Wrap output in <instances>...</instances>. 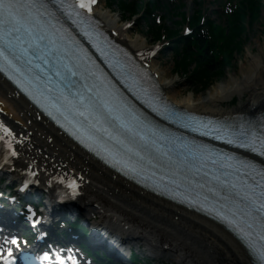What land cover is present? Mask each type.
I'll return each instance as SVG.
<instances>
[{"label": "bare ground", "instance_id": "obj_1", "mask_svg": "<svg viewBox=\"0 0 264 264\" xmlns=\"http://www.w3.org/2000/svg\"><path fill=\"white\" fill-rule=\"evenodd\" d=\"M92 9L111 35L126 45L156 78L165 94V99L152 94L159 108H165L169 100L182 109L213 115L214 125H228L225 118L228 116L247 111L254 114L264 109L263 50L262 54L252 56L247 67L243 65L246 67L243 78L219 83L204 100L191 93L182 97L176 89L177 80L168 77V70L160 61L158 47H152L141 33L133 35L130 24L122 22L123 17L101 4V0ZM163 17L158 15L148 28ZM135 19L147 21V17L138 14ZM222 28L227 30L228 24L221 22ZM85 51L90 52L88 46ZM129 67L132 70L133 65ZM135 76L145 82L143 75ZM249 89L254 92L247 101L231 110L224 108V103L231 101L236 93L244 96ZM194 138L203 141L205 136ZM0 139L11 143L16 151L14 165L6 168L7 172L0 170L8 173L4 177L15 181L36 172L44 182L57 176L79 179L83 185L81 205L97 212L124 236L144 241L157 257H169L176 264H255L247 249L221 224L135 185L94 159L41 114L1 73ZM51 198L55 200L54 193Z\"/></svg>", "mask_w": 264, "mask_h": 264}, {"label": "snow or ice", "instance_id": "obj_2", "mask_svg": "<svg viewBox=\"0 0 264 264\" xmlns=\"http://www.w3.org/2000/svg\"><path fill=\"white\" fill-rule=\"evenodd\" d=\"M57 2L60 3L61 8L68 9L69 14L74 13L77 17H79L81 16L80 10L82 9H86L88 13H91L93 10L92 5L95 4L97 0H70V2H66V0H57ZM42 8H45V5L39 3L38 0H0V39L6 38L9 47L16 48L20 46L21 52L24 55L31 56L33 59L37 58L35 54L31 52V46L28 48L22 47V43L27 42L23 41L22 37L18 36L17 34L22 30L25 31V34H28L31 31L30 27L25 26L29 25L31 21L35 20L37 17L42 18ZM43 15H48V13L44 12ZM85 35L91 38L90 32L85 31ZM41 39L42 38L39 36L36 37L37 41H40ZM13 41H15V43H13ZM36 47L38 48L39 45L37 44ZM96 47L97 50L101 52V55H106L99 44H96ZM4 51V49L0 48V56H4V59L9 67L16 68V65L13 64V61L4 55ZM84 58L90 59V57L87 56V53H85ZM28 63L30 64L31 60H29ZM37 67H40V65H37ZM4 70L7 71L8 68H5ZM16 71H19V69L16 68ZM69 74L71 76L76 75L75 72H70ZM56 75H59V73L57 72ZM16 82L21 84V87H24L20 80H16ZM25 91H28V89L25 88ZM87 91L90 93L92 89L89 88ZM62 99L65 104L72 105L81 116H84L86 112L91 115L92 111H94L96 107V103L93 101L91 96H86L81 93H76L75 99H70L69 96H62ZM77 104L79 107H77ZM100 106L103 108H108L107 103H103ZM80 108H82L83 111H80ZM109 111H111V109H109ZM103 131L106 133L108 132L107 129H103ZM225 132L227 134V130H225ZM109 135L111 134L109 133ZM216 138L221 139L223 137L217 135ZM247 139L248 143H241L240 147L252 148L253 151H259L260 155L264 156V137H253ZM228 142L234 143L235 141L229 140ZM257 142L260 144L259 149L255 147ZM9 147H11V145H9ZM246 166L253 167L251 164ZM257 175L261 177L262 183L254 187H259V192L254 190H249L248 192V198L252 201L255 207L249 209L247 212L240 213V219L243 221L244 226H241V224L238 222L235 213L232 214L231 218L228 216H225L224 218L228 220L229 223L236 225L238 231H240L247 238H251L255 231L258 230L259 241L261 243L258 245L253 243L250 246L253 248L254 254L261 261H264V168H261ZM71 186L73 188L78 187L75 181L72 182ZM33 215H35V213H33ZM12 243L18 245V241L16 240H13ZM9 255H11V249H9ZM0 259H4L5 264H11V261L3 256H0Z\"/></svg>", "mask_w": 264, "mask_h": 264}, {"label": "trees", "instance_id": "obj_3", "mask_svg": "<svg viewBox=\"0 0 264 264\" xmlns=\"http://www.w3.org/2000/svg\"><path fill=\"white\" fill-rule=\"evenodd\" d=\"M110 1L111 3L116 2V0ZM118 2L119 8L129 17L135 16V14L151 17L152 11L161 7L154 1L148 2L150 6L147 7V0H119ZM258 6L259 4L254 0H245L238 19L228 23L227 30L219 27L211 28L206 34L209 36L201 33L184 36L181 33V27L167 29L165 24L155 22L149 29V33L154 40H163L164 34L167 39L176 40L173 42L175 71L190 75L206 89L214 81V77L223 76L226 67L232 65L234 55L238 51H242L249 28L247 21L254 22L259 18L260 9ZM197 22L198 17H195L193 25L197 26ZM164 29L167 30V33L163 32ZM229 56H232V59H229Z\"/></svg>", "mask_w": 264, "mask_h": 264}, {"label": "rangeland", "instance_id": "obj_4", "mask_svg": "<svg viewBox=\"0 0 264 264\" xmlns=\"http://www.w3.org/2000/svg\"><path fill=\"white\" fill-rule=\"evenodd\" d=\"M155 1L164 2L165 0H155ZM181 1L184 4L183 12H185L187 16H191L192 14L195 13L197 9H200L202 10L203 13L205 11L207 15L213 17L219 14L218 9L220 6L223 5L222 0H181ZM101 4L105 5L106 0H101ZM103 8H105V6ZM112 9L120 17H124V15L120 13V11L117 9L116 6H113ZM164 10L162 9L161 10L162 13L161 12L160 13L164 14V17H166L167 12H164ZM173 11L174 13H177L179 9L174 8ZM126 19L127 18L125 16L124 20ZM172 20H173L172 18H168L165 19L163 23H165L168 27H173V28L179 27L175 22H172ZM129 22L132 28L133 35H138L141 33L146 37V39L149 41L152 47L159 46L162 49L161 44H154L151 41L150 36L147 33V28H148L147 21L145 22V20L143 19L136 20L134 18V19H129ZM186 25L187 24L183 26L182 28L183 30H185ZM249 26L250 28L246 33V37H245L246 40L245 43H243L242 51L240 52L238 51L236 53L233 64L226 69L223 76L219 79H216V77H214V81H212V84H210V86L207 87L206 89H204V87H202L197 81L192 79L190 75H185L182 72L177 73L175 71V61L172 53L164 51L165 46H163V49L158 54L160 61L162 62L163 66L168 70V77L170 79L177 80L178 83L176 89L182 95V97L191 93L194 97H201L204 100L205 98H207L209 92L219 83H225L227 81L235 80L237 77H241V78L244 77L245 74L243 73V71L246 70V67L253 59L252 56L259 55V53L262 54V50L264 51V9L263 8L261 10V13L259 14V18L256 21L251 22ZM163 51L164 53H162ZM243 65H245L246 67ZM253 92L254 91L252 89H249V91L246 94H244V96L243 94L241 95L240 93H236L235 97L231 101H226L224 103L223 105L224 108L231 110L234 107L241 105L244 101H247V99L251 97ZM159 259H161L160 261L161 264H176V262L172 261V259L169 257L159 258Z\"/></svg>", "mask_w": 264, "mask_h": 264}]
</instances>
